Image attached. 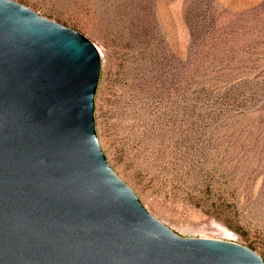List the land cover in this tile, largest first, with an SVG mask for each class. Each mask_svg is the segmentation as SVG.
<instances>
[{
    "label": "rangeland",
    "instance_id": "1",
    "mask_svg": "<svg viewBox=\"0 0 264 264\" xmlns=\"http://www.w3.org/2000/svg\"><path fill=\"white\" fill-rule=\"evenodd\" d=\"M12 1L97 47L101 148L149 213L264 260V0Z\"/></svg>",
    "mask_w": 264,
    "mask_h": 264
},
{
    "label": "water",
    "instance_id": "2",
    "mask_svg": "<svg viewBox=\"0 0 264 264\" xmlns=\"http://www.w3.org/2000/svg\"><path fill=\"white\" fill-rule=\"evenodd\" d=\"M101 70L85 36L0 0V264H264L178 236L117 176L96 130Z\"/></svg>",
    "mask_w": 264,
    "mask_h": 264
},
{
    "label": "bare ground",
    "instance_id": "3",
    "mask_svg": "<svg viewBox=\"0 0 264 264\" xmlns=\"http://www.w3.org/2000/svg\"><path fill=\"white\" fill-rule=\"evenodd\" d=\"M222 229V228H221ZM215 230V229H214ZM216 231V233L218 232V233H220V230H215ZM228 232V231H227ZM224 233V232H223Z\"/></svg>",
    "mask_w": 264,
    "mask_h": 264
}]
</instances>
